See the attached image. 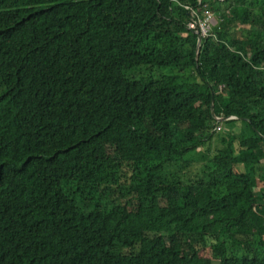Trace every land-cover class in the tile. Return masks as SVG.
<instances>
[{"label":"trees","instance_id":"obj_1","mask_svg":"<svg viewBox=\"0 0 264 264\" xmlns=\"http://www.w3.org/2000/svg\"><path fill=\"white\" fill-rule=\"evenodd\" d=\"M214 262L264 264V0H0V264Z\"/></svg>","mask_w":264,"mask_h":264},{"label":"rangeland","instance_id":"obj_2","mask_svg":"<svg viewBox=\"0 0 264 264\" xmlns=\"http://www.w3.org/2000/svg\"><path fill=\"white\" fill-rule=\"evenodd\" d=\"M215 19V18H214ZM216 24V22H215ZM154 76H157L159 74H166L167 70L163 69H157L154 68L151 70ZM147 72L146 70L142 73ZM217 136H215L209 143L206 144L204 148H198L196 150L195 154L191 155V158L189 159L190 163L186 164L183 168L178 167H163L157 171L149 172V176L152 179H161L166 180L169 179L174 173H177L179 177L183 179V181H187L188 177H192L196 171L200 168L201 165L205 164L211 154L212 151H214L217 147H219V144L217 142ZM202 152V153H201ZM239 171L245 172H253L252 174L256 177L259 176L262 172V166H239ZM146 176V173L143 172L138 176L139 179H142ZM121 181H124V179H121ZM75 186H70L69 189H74ZM113 199V198H112ZM110 201V200H109ZM80 202V200H79ZM81 203V202H80ZM82 204H80L81 206ZM160 205H164V201L160 200ZM213 264H218L214 262Z\"/></svg>","mask_w":264,"mask_h":264},{"label":"built area","instance_id":"obj_3","mask_svg":"<svg viewBox=\"0 0 264 264\" xmlns=\"http://www.w3.org/2000/svg\"><path fill=\"white\" fill-rule=\"evenodd\" d=\"M188 10L190 11L192 18L187 23V28L193 31L195 34H199L201 38L208 36L211 27L215 24L214 16L206 12L202 17H198L192 9Z\"/></svg>","mask_w":264,"mask_h":264},{"label":"water","instance_id":"obj_4","mask_svg":"<svg viewBox=\"0 0 264 264\" xmlns=\"http://www.w3.org/2000/svg\"><path fill=\"white\" fill-rule=\"evenodd\" d=\"M197 35H198V37H197V48H198L199 45H200V43H201V36H200L199 34H197ZM211 114H212L213 118H214L217 122H223V121H226V120H228V119H237V117L218 118V117H216V116L214 115L213 111H212ZM257 135H258L259 137H262L259 133H257Z\"/></svg>","mask_w":264,"mask_h":264}]
</instances>
